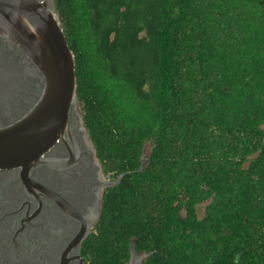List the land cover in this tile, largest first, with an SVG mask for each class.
I'll use <instances>...</instances> for the list:
<instances>
[{
	"label": "trees",
	"instance_id": "1",
	"mask_svg": "<svg viewBox=\"0 0 264 264\" xmlns=\"http://www.w3.org/2000/svg\"><path fill=\"white\" fill-rule=\"evenodd\" d=\"M55 8L84 126L106 174L124 175L91 264H128L132 248L143 264H264V0Z\"/></svg>",
	"mask_w": 264,
	"mask_h": 264
},
{
	"label": "flooded vegetation",
	"instance_id": "2",
	"mask_svg": "<svg viewBox=\"0 0 264 264\" xmlns=\"http://www.w3.org/2000/svg\"><path fill=\"white\" fill-rule=\"evenodd\" d=\"M55 8V0H36ZM57 14V13H56ZM44 79L25 54L0 36V129L42 98ZM52 146L29 171L0 169V264H91V245L107 175L72 106Z\"/></svg>",
	"mask_w": 264,
	"mask_h": 264
},
{
	"label": "water",
	"instance_id": "3",
	"mask_svg": "<svg viewBox=\"0 0 264 264\" xmlns=\"http://www.w3.org/2000/svg\"><path fill=\"white\" fill-rule=\"evenodd\" d=\"M0 36L25 54L45 82L39 103L24 118L0 129V169L29 171L54 143L72 106H80L76 63L58 15L46 3L0 0ZM146 258L132 248L128 264H143Z\"/></svg>",
	"mask_w": 264,
	"mask_h": 264
},
{
	"label": "rangeland",
	"instance_id": "4",
	"mask_svg": "<svg viewBox=\"0 0 264 264\" xmlns=\"http://www.w3.org/2000/svg\"><path fill=\"white\" fill-rule=\"evenodd\" d=\"M262 129L264 130V126L262 127ZM152 149H153V144L152 143H147L146 146H145V152H144V162L148 158V156L151 153ZM207 205L208 204H204V205H201V206L198 207V214H199L200 218L203 217L204 210H205V207Z\"/></svg>",
	"mask_w": 264,
	"mask_h": 264
}]
</instances>
